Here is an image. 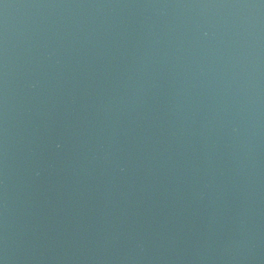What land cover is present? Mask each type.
Listing matches in <instances>:
<instances>
[{"label": "water", "instance_id": "obj_1", "mask_svg": "<svg viewBox=\"0 0 264 264\" xmlns=\"http://www.w3.org/2000/svg\"><path fill=\"white\" fill-rule=\"evenodd\" d=\"M0 264H264V0H0Z\"/></svg>", "mask_w": 264, "mask_h": 264}]
</instances>
